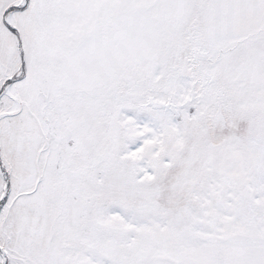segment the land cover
I'll return each instance as SVG.
<instances>
[{
  "label": "snow or ice",
  "instance_id": "obj_1",
  "mask_svg": "<svg viewBox=\"0 0 264 264\" xmlns=\"http://www.w3.org/2000/svg\"><path fill=\"white\" fill-rule=\"evenodd\" d=\"M0 264H264V0H0Z\"/></svg>",
  "mask_w": 264,
  "mask_h": 264
}]
</instances>
